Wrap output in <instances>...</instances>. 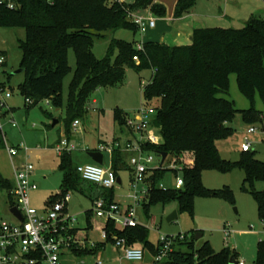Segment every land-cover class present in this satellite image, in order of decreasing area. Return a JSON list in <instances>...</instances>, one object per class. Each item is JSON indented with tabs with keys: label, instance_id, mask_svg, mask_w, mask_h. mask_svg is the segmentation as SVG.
Instances as JSON below:
<instances>
[{
	"label": "trees",
	"instance_id": "trees-1",
	"mask_svg": "<svg viewBox=\"0 0 264 264\" xmlns=\"http://www.w3.org/2000/svg\"><path fill=\"white\" fill-rule=\"evenodd\" d=\"M196 1L178 0L174 16H183ZM14 3L15 6L10 8L6 2H0V27L26 29V38L20 42L23 52L21 67L26 79L20 91L26 104L28 98L33 100L27 107L44 99H51L55 105L62 104L63 81L71 69L68 61L70 49L76 55V69L70 87L69 135H72L73 121L86 114L85 101L97 88L123 84L127 69L137 72L150 69L152 77L143 87L142 94L145 105L157 101L152 125L158 130L161 141L158 144L145 143L143 147L159 154L167 153V158L171 155L179 159L183 166L184 185L173 190L161 188L158 181L164 175V164L155 168L150 201L144 204L145 207L177 200L181 210L193 212L198 194L222 195L234 203L228 186L221 190L208 189L202 182V175L207 170L230 172L239 168L245 171L243 188L255 197L264 219V191L255 188L257 181L264 180V161L257 159L252 150L243 149L238 161L226 160L218 147V141L228 139L235 132L232 124L239 110L230 98L232 74L237 76L240 91L252 103L257 94L264 103V16L251 15L241 28H196L189 45L147 41L144 52L136 49V43L113 37L105 56L98 58L93 45L96 39L105 38L106 32L139 31L130 20L129 11L150 8L155 15L164 17L166 7L154 0H135L133 3L118 0H14ZM241 112L246 122L262 120L261 112H257L254 106ZM128 115L116 110L115 121L126 126ZM0 147H5L1 131ZM120 154L121 151L116 150L112 156V168L116 173L122 162ZM60 158L63 191L51 196L47 204L77 190L84 180L77 165L72 163L70 153L65 152ZM1 186L12 190L8 181L1 180ZM114 190L109 189L103 197L113 201ZM88 213L90 228L94 212ZM102 222L109 234L125 237L130 244L140 243L144 250L149 248L158 253L160 246L149 241L147 227L140 224L121 229L113 220ZM111 240L109 237L108 241ZM184 240L174 243L166 259L168 263L230 264L232 256L238 260L237 252L230 245L217 252L206 242L197 251L193 246L187 251L182 247ZM103 245L97 243L95 248L75 250V254L94 253ZM255 264H264L262 240L258 244Z\"/></svg>",
	"mask_w": 264,
	"mask_h": 264
},
{
	"label": "rangeland",
	"instance_id": "rangeland-1",
	"mask_svg": "<svg viewBox=\"0 0 264 264\" xmlns=\"http://www.w3.org/2000/svg\"><path fill=\"white\" fill-rule=\"evenodd\" d=\"M164 6L168 14V7ZM257 8V15L264 16L263 1ZM152 16L156 17V22L159 20L154 13ZM238 20H230L218 26L241 28L245 23ZM149 32L150 30L146 33L139 31L134 33L126 29L106 32L105 38L96 39L94 42L93 52L98 58H102L107 52L111 38H122L135 44L145 40ZM25 38L26 29L23 27H0V57L1 55L5 57L4 62L0 61V83L12 92V97L7 100V106L2 108L4 115L1 124L5 147H0V222L17 223L11 208L18 205V199L10 192V189L1 186V180H5L10 183L11 189L14 188L15 166L23 164L34 166L32 179L38 184V189L30 193V199L32 206L37 210H43L51 196L63 191V174L59 170L61 158L55 146L65 137L69 138L70 144L75 145V149L70 152L72 163L75 166L95 163L89 152L96 151L101 144L112 147L116 142H120L122 162L118 173L122 184L114 191L115 200L126 206L129 202L128 195L132 193L130 182L132 170H135L137 154L133 150L125 151L128 129L115 121V112L121 110L131 116L136 115L145 106L142 90L150 81L152 71L144 69L137 72L130 68L127 69V77L123 84L97 88L85 101L86 114L80 119L81 127L77 132L69 135L67 127L70 121V87L76 69L75 52L70 49L68 53L71 69L63 81L62 104L55 105L51 99H44L35 106L27 107L26 105L30 103L26 104L25 97L20 91V86L25 82L26 73L18 72L22 68L23 59L20 42ZM191 43L190 38L188 43L180 45ZM229 92L230 98L235 102L239 111L235 114L232 124L235 129L234 134L228 139L218 141L222 158L233 162L238 161L242 152V143L248 139L252 145L251 150L256 153V158L264 161V103L261 96L257 94L252 103L240 91L235 74L230 76ZM156 103L157 101L153 100L150 106H155ZM252 106L257 112H261L262 120L254 122L244 120L241 110ZM55 120H58V123L53 125ZM13 122L16 125H13ZM252 127L257 128V131L249 134L247 131ZM136 136L132 139L134 147H137L140 141V136L138 134ZM9 146L17 149L16 155L12 156L9 153ZM102 153L104 155L103 166L112 167L113 153L108 151ZM149 155L155 158L154 162L149 165L152 170L148 172L151 185L153 170L161 166L162 157L155 151L144 150L143 156ZM164 169V175L158 181V185H163L166 190H173L176 188L177 177H183V166L179 159L170 155L166 158ZM244 179L245 171L239 168L230 172L204 171L202 175L204 186L212 190H221L228 186L232 190L234 203L222 195L198 194L194 199L193 212L181 210L177 200L165 204H151L149 208H146L144 204L150 201L148 195L145 201L137 207L139 223L148 228V239L155 246H160L163 235L168 237L184 235L185 240L182 245L184 250H192L191 246H193L197 251L209 242L215 251L220 252L226 245H230L237 252L238 260L242 264H255L258 244L261 240L264 241V219L259 213V205L255 197L244 190ZM255 188L258 191H264V180L257 181ZM108 192L109 189L86 180L81 181L77 190L71 191L69 206L72 209L70 212L72 214L81 213L78 224L80 227L87 226V215L93 209V200ZM175 211L178 214L177 218L168 221V217ZM91 216L93 220L102 219L98 218L95 213ZM197 233H202L199 239H196ZM92 236L96 239L98 232L93 231ZM123 253V249L110 244L103 255L105 264H171L166 260L157 261L156 254L149 248H146L145 260L141 262L123 260L121 258ZM97 258L67 251L61 255L60 261L61 264H93ZM194 264L199 263L196 261Z\"/></svg>",
	"mask_w": 264,
	"mask_h": 264
},
{
	"label": "built area",
	"instance_id": "built-area-1",
	"mask_svg": "<svg viewBox=\"0 0 264 264\" xmlns=\"http://www.w3.org/2000/svg\"><path fill=\"white\" fill-rule=\"evenodd\" d=\"M124 2L123 0H118ZM6 2L8 7L15 6L14 0H0ZM129 18L134 22L139 32L146 33L156 27V19L140 12L129 11ZM146 41L136 42V49L140 52L145 51ZM0 61L4 62L5 57L1 55ZM12 97V92L0 83V131L2 133L1 120L4 113L2 108L7 106V100ZM27 103L32 104L33 100L28 98ZM156 113L155 107L145 105L136 115H128L126 128L132 134H138L140 141L137 147L133 146L132 140H128L125 151H134L137 154L135 159V170L132 172L130 187L132 193L128 195L129 203L124 206L122 203L107 200L99 197L93 201L92 211L98 218L105 221L113 220L121 229L126 227H136L140 225L137 207L141 205L150 191L148 172L152 171L149 165L154 162L152 155L143 156L145 143L158 144L161 141L158 130L153 127L152 121ZM13 125H16L13 122ZM81 127V121L75 119L72 123L74 134ZM257 128L248 129V133H255ZM3 134V133H2ZM61 155L65 152L70 153L75 149V145L70 144L69 138H62L55 146ZM121 148L120 142L114 146L100 145L96 151H108L114 153ZM244 151L252 149L251 143H242ZM9 153L16 155L17 149L13 146L8 147ZM162 157V156H161ZM32 164L15 166V186L11 193L16 195L22 220L17 219V223L8 221L0 222V264H61V255L67 251L75 253V250L85 248V240L75 227L78 218L69 210L71 192L61 195L56 201L48 204L45 210H37L31 204L30 193L38 189V184L32 179L34 173ZM181 170V169H180ZM77 171L81 177L107 189L120 188L119 175L112 167L105 168L98 163H88L77 165ZM184 185L183 177L178 176L176 188ZM163 188V185H160ZM76 229V232H74ZM100 237L103 243H113L116 247L124 250L125 259L132 262H141L145 258V250L141 246L128 243L127 238L116 234H109L103 227L100 230ZM111 237V241L109 240ZM184 235L161 237L160 249L156 254L157 261L166 260L173 250V245L178 240H183ZM97 242L88 241V248H95ZM93 264H105L104 260L97 258Z\"/></svg>",
	"mask_w": 264,
	"mask_h": 264
},
{
	"label": "crops",
	"instance_id": "crops-1",
	"mask_svg": "<svg viewBox=\"0 0 264 264\" xmlns=\"http://www.w3.org/2000/svg\"><path fill=\"white\" fill-rule=\"evenodd\" d=\"M123 1L127 3H133L135 0H123ZM154 1L166 5L168 7V14L166 13L164 17L158 16L159 20L156 22V27L150 30L148 36H146L144 41L146 42L153 41V42H161V43L164 42L173 45L174 44L180 45L182 43L189 42L190 38L193 37V32L196 28L217 27L218 25H224V23H228L230 20L233 21L238 19H239L238 21L245 23L251 15H257L256 9H258L257 7L261 6V2L263 0L262 1L261 0H197L196 4L188 12L184 13L183 16L178 18L174 16L175 6L178 0H154ZM136 11L142 14L149 15L153 18H156L152 16V11L150 10V8H146L143 10H136ZM221 27H230V26H221ZM127 131L129 134L131 133L129 130ZM128 133L126 135L127 141L130 139L132 140L133 137L134 138L137 137L135 134L131 133V135H128ZM47 206L48 204L46 202V205L44 206L43 210H45ZM71 209L72 208L69 206V210ZM76 215L78 221L75 227L78 229L81 238L85 240L86 246L84 249L88 248V241L103 243L100 237V230L101 228H103V222H102L103 219L101 220L90 219L91 227L88 228L89 222L87 215V222H88L87 226L82 228L78 225L80 221L81 213H77ZM93 231L98 232V236L96 239L93 238L92 236ZM110 244L111 246L114 245L109 242L104 243V245L101 246V248H98L96 252L94 253L86 252L84 253V255L85 256L90 255L103 259L104 252L107 250ZM135 245L143 247L140 243H136ZM121 256H122L121 258L124 260L125 259L124 253Z\"/></svg>",
	"mask_w": 264,
	"mask_h": 264
},
{
	"label": "water",
	"instance_id": "water-1",
	"mask_svg": "<svg viewBox=\"0 0 264 264\" xmlns=\"http://www.w3.org/2000/svg\"><path fill=\"white\" fill-rule=\"evenodd\" d=\"M193 39V37L191 38V40ZM23 71V69L21 68L20 70H18V72ZM58 123V120H55L53 125H56ZM90 157L92 158V160L95 163H98L100 165L104 164V155L102 152L100 151H91L89 152ZM160 155L162 156V162L161 165H163L166 161L167 158V153H160ZM119 182H121V178L119 177ZM11 212L13 213V215L18 218L19 220H22V214L19 210V208L17 206H14L11 208ZM178 216L177 212L175 211L174 213H172L169 217H168V221H172L174 219H176ZM202 236V233H197L196 235V239H199ZM230 264H240V261L236 259L235 256H232L230 259Z\"/></svg>",
	"mask_w": 264,
	"mask_h": 264
}]
</instances>
